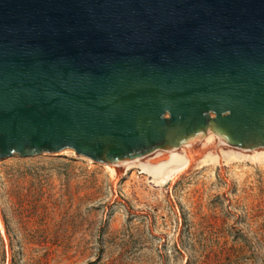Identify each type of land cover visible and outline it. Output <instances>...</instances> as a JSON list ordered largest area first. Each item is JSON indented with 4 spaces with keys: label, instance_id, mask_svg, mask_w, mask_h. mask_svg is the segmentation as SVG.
Listing matches in <instances>:
<instances>
[{
    "label": "water",
    "instance_id": "1",
    "mask_svg": "<svg viewBox=\"0 0 264 264\" xmlns=\"http://www.w3.org/2000/svg\"><path fill=\"white\" fill-rule=\"evenodd\" d=\"M264 147V0H0V158L120 164Z\"/></svg>",
    "mask_w": 264,
    "mask_h": 264
},
{
    "label": "rangeland",
    "instance_id": "2",
    "mask_svg": "<svg viewBox=\"0 0 264 264\" xmlns=\"http://www.w3.org/2000/svg\"><path fill=\"white\" fill-rule=\"evenodd\" d=\"M0 264H264V163L0 158Z\"/></svg>",
    "mask_w": 264,
    "mask_h": 264
},
{
    "label": "bare ground",
    "instance_id": "3",
    "mask_svg": "<svg viewBox=\"0 0 264 264\" xmlns=\"http://www.w3.org/2000/svg\"><path fill=\"white\" fill-rule=\"evenodd\" d=\"M70 149V148H66ZM72 152H74L71 149ZM81 158L88 157L77 155ZM244 159L252 163H264V148L245 150L234 147L219 139L210 129L206 136L198 141L179 147L160 150L145 157H139L120 164H107L112 168L125 170L136 166L143 173L164 180L168 175L196 162H220L223 160Z\"/></svg>",
    "mask_w": 264,
    "mask_h": 264
}]
</instances>
